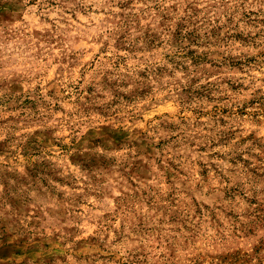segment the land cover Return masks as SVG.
Listing matches in <instances>:
<instances>
[{"label": "rangeland", "instance_id": "rangeland-1", "mask_svg": "<svg viewBox=\"0 0 264 264\" xmlns=\"http://www.w3.org/2000/svg\"><path fill=\"white\" fill-rule=\"evenodd\" d=\"M0 264H264V0H0Z\"/></svg>", "mask_w": 264, "mask_h": 264}, {"label": "clouds", "instance_id": "clouds-1", "mask_svg": "<svg viewBox=\"0 0 264 264\" xmlns=\"http://www.w3.org/2000/svg\"><path fill=\"white\" fill-rule=\"evenodd\" d=\"M167 6V5H165ZM94 8H100V7H104L101 4H93ZM137 7H140V5H137ZM200 7H205L204 4H201ZM229 7H231V5H229ZM111 8V12L115 13L118 12L119 9L112 7L111 5L105 7V13H108V9ZM216 10H214L215 13ZM203 14V13H202ZM94 20H101L104 18V15L101 14L100 16H94L91 17ZM109 18H111L109 16ZM111 29L112 26L109 25L108 26V30L106 31L105 29H97L94 30L95 31H100L103 34L102 36V41L101 44H92V45H88V47H90L92 49L91 52L88 53V57H91L92 55L98 53V50L100 47L104 46V41H107V50L105 53L100 54L99 59L100 60H104L106 56H111L112 52L114 51L112 49V44L115 42V38L111 35ZM23 35V34H21ZM25 39L30 40L31 43L28 44V52L24 53V56H19V55H13L12 59L16 60L18 63L16 65H13V69L19 72H22V74L27 77L28 83H26L23 87L25 89L28 88H33L35 87L37 84H39L42 92H46L48 89L45 88V84H48V82L50 80H53V74L55 72V65H52V55H50V50H51V46L49 48H45V46L43 44H40L39 47L41 49H43V52L41 53L40 59L38 61H36L35 63H20L21 61L24 60V57L26 56H30V53H34L36 51V47L34 46L36 44V41L31 40V37H26ZM56 52H59V49H55ZM88 57H86L85 59H87ZM76 77L73 76L72 80L73 82L75 81ZM55 85H49V87H54ZM64 84H61V87H64ZM71 89H66V91L63 93V95H69V93H71ZM59 94V93H58ZM164 95H166V92H158L157 93V99H162L164 97ZM71 99H74V97H70ZM175 109L173 108L172 104L169 102H166L162 105H160L159 107L155 108V111H149L146 114H142V121L139 123L138 126L140 127H144V122L151 120L152 117L154 115H162L165 112H172ZM66 119V118H65ZM69 125H73V127L71 129L64 127L63 125L62 127V131H60L59 133H57V135L59 136H63L66 137V139L63 141L64 143H68V140L71 138L70 137V131L74 132L75 135L77 137H79L83 131H85L86 126H81L80 124H77L75 122V119H73L72 121L68 122ZM153 123H155V121H153ZM151 125H149L150 127ZM76 128H79V131H76ZM33 129H29V131H32ZM17 135H19V133H16ZM124 151L127 150H122L120 153H117L118 155L122 156L124 155ZM203 227L205 229H207V224L203 225ZM207 235H211V230H208ZM163 250V249H161Z\"/></svg>", "mask_w": 264, "mask_h": 264}]
</instances>
